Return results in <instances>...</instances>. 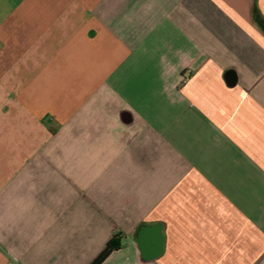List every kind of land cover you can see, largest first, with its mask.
I'll use <instances>...</instances> for the list:
<instances>
[{
  "label": "crops",
  "instance_id": "0c3cea01",
  "mask_svg": "<svg viewBox=\"0 0 264 264\" xmlns=\"http://www.w3.org/2000/svg\"><path fill=\"white\" fill-rule=\"evenodd\" d=\"M264 264V0H0V264Z\"/></svg>",
  "mask_w": 264,
  "mask_h": 264
},
{
  "label": "trees",
  "instance_id": "16d2710c",
  "mask_svg": "<svg viewBox=\"0 0 264 264\" xmlns=\"http://www.w3.org/2000/svg\"><path fill=\"white\" fill-rule=\"evenodd\" d=\"M121 235H115L107 244L102 254L94 261L93 264H102L113 252L121 248Z\"/></svg>",
  "mask_w": 264,
  "mask_h": 264
}]
</instances>
